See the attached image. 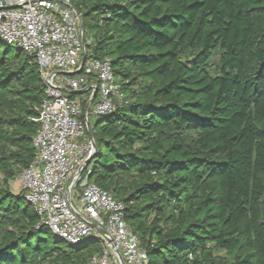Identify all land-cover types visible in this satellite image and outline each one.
I'll use <instances>...</instances> for the list:
<instances>
[{
  "label": "trees",
  "instance_id": "1",
  "mask_svg": "<svg viewBox=\"0 0 264 264\" xmlns=\"http://www.w3.org/2000/svg\"><path fill=\"white\" fill-rule=\"evenodd\" d=\"M70 2L123 95L89 107L83 174L124 202L149 264H264V0ZM12 48L0 38V264H84L96 237L55 236L8 186L36 156L45 94L35 57Z\"/></svg>",
  "mask_w": 264,
  "mask_h": 264
},
{
  "label": "built area",
  "instance_id": "2",
  "mask_svg": "<svg viewBox=\"0 0 264 264\" xmlns=\"http://www.w3.org/2000/svg\"><path fill=\"white\" fill-rule=\"evenodd\" d=\"M0 38L35 57L45 85L36 119L40 128L33 140L36 156L19 176L39 224L71 244L98 235L100 250L84 264H122L113 242L126 264H149L147 249L125 218L124 202L90 181V171L73 181L95 149L89 112L82 107L88 97L70 94L87 89L90 98L89 86H97L93 113L112 112L123 95L110 58L87 57L82 73H58L79 69L84 53L81 22L70 0H0ZM81 215L104 228L112 240Z\"/></svg>",
  "mask_w": 264,
  "mask_h": 264
},
{
  "label": "water",
  "instance_id": "3",
  "mask_svg": "<svg viewBox=\"0 0 264 264\" xmlns=\"http://www.w3.org/2000/svg\"><path fill=\"white\" fill-rule=\"evenodd\" d=\"M16 7V6H15ZM74 7V6H73ZM74 9L76 10L77 14L79 15V19H80V22H81V28H82V39H83V45H84V53H83V58H82V62H81V65H80V68L75 70V71H70V72H63V71H59L58 73L60 74H68V75H75V74H80L82 73L83 71V68H84V65L86 63V60H87V48H86V43H85V32H84V26H83V21H82V15L81 13L74 7ZM88 89H91L92 90V95L91 97L89 98L87 104H86V111L89 110V107L91 106V104L94 102V100L96 99L97 95H98V87L97 86H89ZM66 92H69L68 89H64ZM87 91V89H80V90H75V91H72L74 93H77V94H83ZM88 132H89V135L93 141V145H94V149H95V153L93 156H91L88 160H86L85 164L82 165L79 169V171L77 172V174L75 175L73 181L76 179V177H78L80 174H82L92 163V160L93 158L96 156L97 154V151H98V146H97V143H96V140H95V137L94 135L92 134V131H91V127L90 125L88 126ZM68 197H70V191L68 192ZM81 217H83L91 226H93L94 228H96L98 231H100V233H102V235L106 236V238L108 240H112L111 237L107 236L106 234V231L104 228H102L101 226H99L97 223H95L94 221L84 217L81 215ZM113 246L116 248L117 252H118V255H119V259L121 261L122 264H126L125 263V260H124V257L123 255L121 254L120 250L118 249L117 247V244L115 242H113Z\"/></svg>",
  "mask_w": 264,
  "mask_h": 264
},
{
  "label": "rangeland",
  "instance_id": "4",
  "mask_svg": "<svg viewBox=\"0 0 264 264\" xmlns=\"http://www.w3.org/2000/svg\"><path fill=\"white\" fill-rule=\"evenodd\" d=\"M17 48L16 47H13L11 49V52H16ZM82 96H84L85 94H81ZM20 176V175H19ZM19 176L17 179H14V180H10L9 181V188L10 190H12L13 192L15 193H18L20 192L22 189H21V184H20V180H19ZM1 178H3L2 175H0ZM56 236V235H55ZM91 248H95V247H101V239L99 238V236L97 235L94 242L91 243L90 245Z\"/></svg>",
  "mask_w": 264,
  "mask_h": 264
},
{
  "label": "crops",
  "instance_id": "5",
  "mask_svg": "<svg viewBox=\"0 0 264 264\" xmlns=\"http://www.w3.org/2000/svg\"><path fill=\"white\" fill-rule=\"evenodd\" d=\"M90 92H91V91H90ZM90 92H89V93H90ZM89 93L86 91V92L84 93V94H85L84 97H89Z\"/></svg>",
  "mask_w": 264,
  "mask_h": 264
}]
</instances>
